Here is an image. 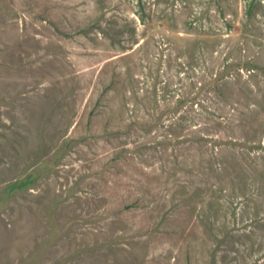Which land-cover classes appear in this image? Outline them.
Masks as SVG:
<instances>
[{"label": "rangeland", "instance_id": "rangeland-1", "mask_svg": "<svg viewBox=\"0 0 264 264\" xmlns=\"http://www.w3.org/2000/svg\"><path fill=\"white\" fill-rule=\"evenodd\" d=\"M0 264H264V0H0Z\"/></svg>", "mask_w": 264, "mask_h": 264}]
</instances>
